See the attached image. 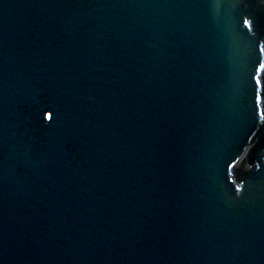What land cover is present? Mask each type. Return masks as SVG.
I'll return each mask as SVG.
<instances>
[{
    "label": "water",
    "instance_id": "1",
    "mask_svg": "<svg viewBox=\"0 0 264 264\" xmlns=\"http://www.w3.org/2000/svg\"><path fill=\"white\" fill-rule=\"evenodd\" d=\"M262 48L261 0H0V264H264Z\"/></svg>",
    "mask_w": 264,
    "mask_h": 264
},
{
    "label": "snow or ice",
    "instance_id": "2",
    "mask_svg": "<svg viewBox=\"0 0 264 264\" xmlns=\"http://www.w3.org/2000/svg\"><path fill=\"white\" fill-rule=\"evenodd\" d=\"M261 2L264 3V0H261ZM253 23H254V20L251 23H249L248 20H245V24L247 25L249 30H251L253 28ZM261 50L264 51V48H262ZM262 67H264V65H262Z\"/></svg>",
    "mask_w": 264,
    "mask_h": 264
}]
</instances>
